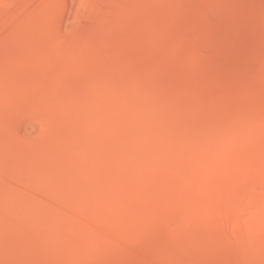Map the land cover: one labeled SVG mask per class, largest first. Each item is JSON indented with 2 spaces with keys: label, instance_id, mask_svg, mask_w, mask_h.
<instances>
[{
  "label": "bare ground",
  "instance_id": "1",
  "mask_svg": "<svg viewBox=\"0 0 264 264\" xmlns=\"http://www.w3.org/2000/svg\"><path fill=\"white\" fill-rule=\"evenodd\" d=\"M0 264H264V0H0Z\"/></svg>",
  "mask_w": 264,
  "mask_h": 264
}]
</instances>
